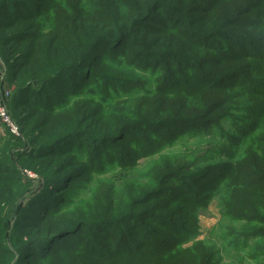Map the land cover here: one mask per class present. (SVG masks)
<instances>
[{
	"label": "trees",
	"instance_id": "1",
	"mask_svg": "<svg viewBox=\"0 0 264 264\" xmlns=\"http://www.w3.org/2000/svg\"><path fill=\"white\" fill-rule=\"evenodd\" d=\"M0 56V264H221L215 198L264 264V0H0Z\"/></svg>",
	"mask_w": 264,
	"mask_h": 264
},
{
	"label": "rangeland",
	"instance_id": "2",
	"mask_svg": "<svg viewBox=\"0 0 264 264\" xmlns=\"http://www.w3.org/2000/svg\"><path fill=\"white\" fill-rule=\"evenodd\" d=\"M14 91V86L9 82L7 79V68L4 60L0 56V96L5 97V93H9V97H5V104L7 106L8 112L13 121V112L11 107H9L10 100L12 97V93ZM224 127H229L227 123H224ZM2 126L0 125V135H3ZM19 137H23L20 134ZM190 143L193 141L194 138L187 137ZM181 149L182 146H177V149ZM27 171V170H25ZM30 172V171H27ZM31 173V172H30ZM33 174V173H31ZM29 176V173H28ZM34 179H36L35 175L33 174ZM96 177V176H95ZM221 202L218 199H213L210 201L208 207L200 212L199 215V226L201 235L199 236L201 239H206L209 241L214 242L218 247L221 249V254L223 257V261L221 264H255L251 259L247 257L246 250L235 252L230 248H226L225 241L223 238H226L228 234L238 231L236 228V224L231 222L228 217L222 216L221 214ZM240 224V223H239ZM229 237H227V240ZM251 244V243H250Z\"/></svg>",
	"mask_w": 264,
	"mask_h": 264
},
{
	"label": "built area",
	"instance_id": "3",
	"mask_svg": "<svg viewBox=\"0 0 264 264\" xmlns=\"http://www.w3.org/2000/svg\"><path fill=\"white\" fill-rule=\"evenodd\" d=\"M5 97L8 98L9 97V93L6 92L5 93ZM5 97L2 95L0 96V125L2 126V132L3 134L6 133V131L8 130L11 134H13L14 136H20V131L19 128L17 126V124L12 120L7 106L5 104ZM29 176L34 178L33 174H31L30 172H26V174Z\"/></svg>",
	"mask_w": 264,
	"mask_h": 264
}]
</instances>
